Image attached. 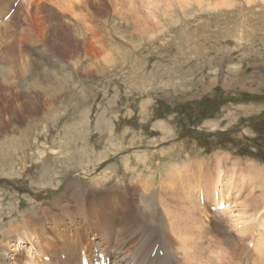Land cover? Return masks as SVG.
<instances>
[{"label":"rangeland","instance_id":"rangeland-1","mask_svg":"<svg viewBox=\"0 0 264 264\" xmlns=\"http://www.w3.org/2000/svg\"><path fill=\"white\" fill-rule=\"evenodd\" d=\"M97 2L78 0L75 13L56 20L45 10L43 16L52 17L39 29L46 36L38 38L23 0H0V256L14 253L22 264L31 259L43 264L46 254H38L39 240L49 249L80 238L86 246L81 257L92 264L95 249L116 258L114 243L102 229L109 228L110 219L115 228L123 206L130 214L135 202L159 197L151 183L137 180L141 176L149 180L155 175L151 179L157 184L158 176L167 174L168 181L170 168L181 167V181L184 170L190 177L184 185L187 194L201 195V204L220 180L218 200L231 199L238 215L251 193L246 184L264 188V0ZM77 20L91 22L94 30H82ZM28 24L30 35L24 28ZM6 31L11 36L3 35ZM93 31L106 54L98 58L84 45ZM20 53L36 64L28 72H23ZM45 72L53 91H63L58 101L35 100L31 111L27 94L47 92L37 84L40 78L36 82L29 75ZM217 157L227 162L222 171L215 167ZM236 160L260 172L249 176L232 199L229 187L244 176ZM76 186L79 196L72 197L75 207L66 215L65 204ZM145 189L150 194L144 195ZM9 204L17 214L1 223L10 214ZM210 206L197 212L202 223L210 218L207 210L215 208ZM27 217L40 221L31 227L41 235L32 242L28 232L20 239L14 233ZM140 237L131 246L137 247ZM197 247V258L209 257Z\"/></svg>","mask_w":264,"mask_h":264},{"label":"bare ground","instance_id":"bare-ground-1","mask_svg":"<svg viewBox=\"0 0 264 264\" xmlns=\"http://www.w3.org/2000/svg\"><path fill=\"white\" fill-rule=\"evenodd\" d=\"M82 1L84 2V0ZM93 1L97 2L98 0H93ZM77 2L78 0H23V3L25 5L24 7H26V10L28 11L30 10L29 12L30 19L28 20L30 21V24L32 22L33 24L32 27L36 25L35 27L37 30H39L40 28H43L47 20L50 19V17H52V14L56 20V19L61 18L60 17L61 14L63 16V14L65 13H68L69 15L71 13H75L78 7ZM223 2L225 3V1ZM119 7H121V5H119ZM45 10L51 11L52 14H50L51 15L50 17L48 16L49 14L43 16V13ZM81 14L79 13V15ZM97 15H95V17ZM135 18H137L138 21L140 20L139 22H144V21L147 22L145 18H139L137 16ZM74 22L75 23L78 22V25L82 28V30L85 29L89 32H91L92 28L94 27V25H92L91 22L88 23V22H85L84 20L83 22L78 21V20ZM47 23H49V21ZM30 24H28L27 27H24L28 29L26 30V32L29 33V35L33 33V29L30 28L31 26ZM49 29L50 28H48V30ZM6 32H3L4 33L3 35H5L6 37L7 36L9 37L10 33L8 32L6 33ZM37 32H39L36 34L38 38L46 36L45 33L42 32L41 30ZM75 34L76 32L74 33V35ZM77 36L78 35H76V37ZM89 36L90 37L86 39L85 41L86 44H84L86 46L85 49L87 50V52H89V54L91 53L93 57H97V58L98 56L106 55L104 50H102L96 43L97 39L95 37L98 36V33L96 31H93L92 35H89ZM53 37H54L53 40H55V38L56 39L58 38L56 36H53ZM79 37L81 38V35ZM25 38L23 37V39ZM48 43H50V41ZM100 51L102 52V54L98 55ZM21 57L23 58L22 61H24V57L22 55ZM102 59H105V58L103 57ZM29 60H25L23 62V66L25 67V70L23 72L30 71L28 69H30L34 65V63ZM31 62H32V65H31ZM9 63L11 64L12 62H9ZM72 64L74 65V63ZM98 65L99 63L97 64V66ZM91 67L93 66L91 65ZM47 74L49 73L48 72L37 73V77L36 75H32V74L29 75L31 77L32 76L35 77L33 79H35L36 82L38 81V78H40L37 84L38 85L42 84V86L45 85L46 87H43V88L47 92L46 93L44 91L46 93L44 95L43 94L41 95V92L40 93L38 92V96L27 94V100L25 101V103H27L26 105L30 108L31 111L33 109L32 105H34L35 100L38 101L41 98H46L52 101H58V98L60 95H57V94L60 91L61 92L63 91L62 87H60L59 88L60 90L56 93L55 91H53L52 84L50 85L46 83L48 81L49 82L52 81L51 80L52 78L48 79L50 76H48ZM58 80L55 79V81L53 82L55 86L59 85ZM35 88L36 87H33L32 90H34ZM217 162L218 163L215 164V167L219 171L224 170L225 165H223V162L227 163L225 159L223 157H217ZM235 162H238L241 165V166H237V163H235V165L239 167V169H242L239 171L244 176L242 177V181L236 180L229 187L227 193L228 194L233 193L232 199L234 197L239 196L242 193V190L245 187V183L247 182V179L249 176H254L260 172V170H258L256 166L253 164L242 165L239 162V160H236ZM43 165H45V163L44 164L42 163V166ZM205 168L206 166L203 169ZM181 173H182L181 167H178V166L172 167L170 168V172L168 173L169 175L168 181L164 179L167 174H162L161 176H158L157 184L155 183V181L152 180L154 179L153 176L155 175H153L152 177L150 175L149 180L145 178L144 176H141V178L139 177L137 178V180H141V181L146 180L148 183H151L154 187L153 190L157 189L156 191L160 192L159 197L158 195L151 197L150 203H148L144 199H141L135 202L134 203L135 208L130 214H129L130 210L126 209L123 206V208L119 212L120 214H122L118 218L119 223L115 226L116 231H115V228L113 227L112 219H110L109 225H107L109 228L102 229V233L103 235H105L103 237L110 239L114 243L113 248L117 251V256L113 260L111 259V256H110L111 253L107 251V255L109 254L108 257L111 259V264H133V263L134 264H264V188L255 187L253 181H252V185L249 183L246 184L248 188L249 186H252L251 193L248 196L249 200H246L243 204L244 205L243 214L238 215L235 209V204L231 202V199H229V196H228V199H229L228 202H224L223 200L221 201L218 200V196L222 194V183L220 180H217V182L212 186V190L209 191L212 193L211 197L208 198L207 200H204L203 204H201L202 202L201 195L197 196L198 198H193L191 195L187 194V190L184 185L188 184L187 181L190 179V177L188 178L186 177V175L184 174L185 173V170H184V173H183L184 179L181 181ZM218 179H219V175H218ZM202 180L207 182L208 180H210V177H205V179L203 178ZM258 182H261V180H258ZM79 192H80V189L77 188V186L72 191H70L69 193L70 198L68 202L65 204V207L67 206L66 211H65L66 215H68L70 213V210H72L75 207V205L72 203V197L79 196ZM145 193L150 194V192L147 189L143 190L144 195ZM222 198L223 196H221V199ZM82 201H83V196L81 195L77 199V202L81 203ZM155 201H157L156 204L154 203ZM126 202L127 201H125L124 204H126ZM210 202H211L210 207L214 206L215 209L217 210L212 211V208L208 209L207 211H209L210 218L206 223H202V220L198 218L197 212H200V209H199L200 206L205 208L207 207L208 204H210ZM223 202L227 204V206L224 209L220 210L219 205L220 203H223ZM33 204L34 202L32 203V205ZM60 204H58L56 208H58ZM9 205H10L9 206L10 214L9 216L8 215L3 216L1 223L7 220L8 219L7 217L17 214L15 212L16 211L15 209L10 208L12 204H9ZM33 207L34 206H31L30 208L27 209V211L29 212V209H32ZM114 211H115V207L114 208L111 207L109 209L110 215H112ZM25 214H27L26 211L24 212L23 216ZM30 215L36 216L33 213H31ZM24 219L26 220V218ZM73 219L74 218H70L69 221H71L72 223ZM27 220L28 221H25L27 223L20 225V228H18L16 232L14 233H15V237L20 239L21 235L28 232L29 233L28 238H30V241L32 242L33 237L39 239V237L41 236L39 232L37 234H34V231H32L33 229L31 228L33 226L37 227L35 223L40 222V221L30 219V217H27ZM61 220L64 221L65 219H61ZM38 226L40 227L41 224H39ZM8 234H9V231H7L6 229L5 231L6 238H9ZM140 236H142V238ZM139 237L141 238L140 244L137 247H135L136 244H133L131 246V244L135 241V239L138 240ZM10 240L11 238L6 239L8 244ZM37 243L39 247V250L37 251L38 254H46L44 257L45 259L43 258V264H82V259L84 258V256L81 257V255H82V252L86 251V246L83 240H81L80 238H78L77 241H73L72 239L71 240L64 239L62 240V244L59 248H54L53 247L54 245L50 244L49 249H46L42 247V245L40 244V240ZM177 243L180 245L179 248L176 247ZM107 244L108 243L105 244V247L107 246ZM218 245H220V247H218ZM6 246L9 247V245H6ZM249 246H252V248H249ZM193 247L200 248L198 249V251L201 249L205 250L204 253L205 254L209 253V257L206 259L197 258V256L194 254L196 250H194ZM3 250L5 251V249ZM99 252H103V251H99ZM135 258L139 259L140 262H133ZM198 259L201 262H199ZM90 263L92 264V261H90ZM0 264H22V261H19L15 257L14 253H12L11 255L9 253V255L7 256H4V257L0 256ZM24 264H35V260L31 259L30 262L26 261L24 262Z\"/></svg>","mask_w":264,"mask_h":264},{"label":"water","instance_id":"water-1","mask_svg":"<svg viewBox=\"0 0 264 264\" xmlns=\"http://www.w3.org/2000/svg\"><path fill=\"white\" fill-rule=\"evenodd\" d=\"M9 184H11L12 186H14L15 185V183H13V182H10V181H7Z\"/></svg>","mask_w":264,"mask_h":264}]
</instances>
